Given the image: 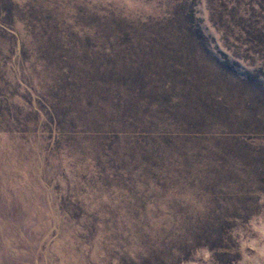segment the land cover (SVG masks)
<instances>
[{"label":"rangeland","instance_id":"rangeland-1","mask_svg":"<svg viewBox=\"0 0 264 264\" xmlns=\"http://www.w3.org/2000/svg\"><path fill=\"white\" fill-rule=\"evenodd\" d=\"M0 264H264V0H0Z\"/></svg>","mask_w":264,"mask_h":264}]
</instances>
